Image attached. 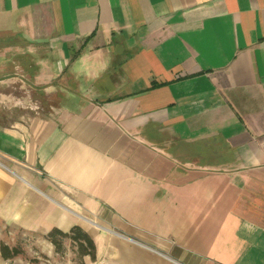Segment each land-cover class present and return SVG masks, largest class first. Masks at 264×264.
Instances as JSON below:
<instances>
[{"label": "crops", "instance_id": "1", "mask_svg": "<svg viewBox=\"0 0 264 264\" xmlns=\"http://www.w3.org/2000/svg\"><path fill=\"white\" fill-rule=\"evenodd\" d=\"M0 218L264 264V0H0Z\"/></svg>", "mask_w": 264, "mask_h": 264}, {"label": "rangeland", "instance_id": "2", "mask_svg": "<svg viewBox=\"0 0 264 264\" xmlns=\"http://www.w3.org/2000/svg\"><path fill=\"white\" fill-rule=\"evenodd\" d=\"M7 243L19 246L23 253L11 259H5L0 251V264H112L111 256L107 255L96 261L90 256H82L76 247L66 241L64 253H57L54 245L51 247L46 234L29 232L18 228L0 218V246Z\"/></svg>", "mask_w": 264, "mask_h": 264}, {"label": "trees", "instance_id": "3", "mask_svg": "<svg viewBox=\"0 0 264 264\" xmlns=\"http://www.w3.org/2000/svg\"><path fill=\"white\" fill-rule=\"evenodd\" d=\"M48 239L55 247L57 253H64L66 241H70L82 256H90L92 261L97 260V245L91 235L81 226L75 225L70 231L65 232L58 228H53L46 234ZM0 251L5 259H11L23 253L19 246H10L2 243ZM82 264H85L82 262Z\"/></svg>", "mask_w": 264, "mask_h": 264}]
</instances>
